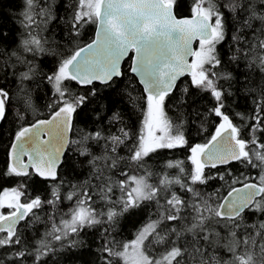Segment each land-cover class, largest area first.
<instances>
[{"label":"snow or ice","instance_id":"1","mask_svg":"<svg viewBox=\"0 0 264 264\" xmlns=\"http://www.w3.org/2000/svg\"><path fill=\"white\" fill-rule=\"evenodd\" d=\"M0 264H264V0H0Z\"/></svg>","mask_w":264,"mask_h":264},{"label":"trees","instance_id":"2","mask_svg":"<svg viewBox=\"0 0 264 264\" xmlns=\"http://www.w3.org/2000/svg\"><path fill=\"white\" fill-rule=\"evenodd\" d=\"M8 2H9V0H4L5 5H7Z\"/></svg>","mask_w":264,"mask_h":264}]
</instances>
